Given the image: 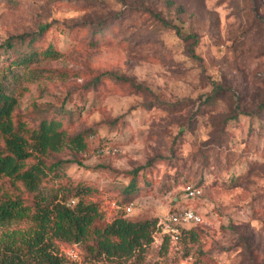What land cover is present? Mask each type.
<instances>
[{"label": "rangeland", "instance_id": "374dc122", "mask_svg": "<svg viewBox=\"0 0 264 264\" xmlns=\"http://www.w3.org/2000/svg\"><path fill=\"white\" fill-rule=\"evenodd\" d=\"M33 39L54 52L18 65ZM9 40L17 47L5 52ZM1 79L29 126L57 118L68 135L86 134L85 152L47 162L92 186L85 200L106 221L124 214L113 204L135 172L153 187L127 218L160 227L185 209L203 217L176 240L160 227L130 258L56 241L60 253L77 249L75 264H264V0H0ZM66 177L50 175L23 199L76 203Z\"/></svg>", "mask_w": 264, "mask_h": 264}, {"label": "trees", "instance_id": "16d2710c", "mask_svg": "<svg viewBox=\"0 0 264 264\" xmlns=\"http://www.w3.org/2000/svg\"><path fill=\"white\" fill-rule=\"evenodd\" d=\"M189 39L196 40V37L190 36ZM19 40L22 44L25 42L23 37ZM34 40L26 45L25 52L15 63L27 64L38 58L41 52L44 55L54 52L52 48L44 51L33 48ZM2 47L7 52L16 50L17 46L9 40ZM105 76L101 75L96 84ZM114 77L117 81H130ZM6 86L1 79L0 227L23 221L29 224L25 230H8L0 236V264H74L61 255L56 241L81 245L95 259L130 258L151 246L155 234L160 231L158 219L132 220L124 213L106 221L99 205L85 200L93 193V187L67 179L60 172L64 161L47 162L48 157L65 149L85 152L88 148L86 134L68 135L63 121L57 118H44L36 126H29L22 115H15L18 100ZM50 175L66 177L71 183L68 194L76 203H69L65 198L51 202L40 198L34 206L26 203L24 194L37 192ZM3 179L9 181L12 191L3 190ZM151 187L152 180L145 177L140 184L138 172H135L125 189L126 199L122 206L144 198V194L147 197Z\"/></svg>", "mask_w": 264, "mask_h": 264}, {"label": "built area", "instance_id": "2783aa9c", "mask_svg": "<svg viewBox=\"0 0 264 264\" xmlns=\"http://www.w3.org/2000/svg\"><path fill=\"white\" fill-rule=\"evenodd\" d=\"M115 151L116 149L113 150V153H115ZM187 190L192 196L196 194V192L193 191L191 187H188ZM138 201L139 200L124 207L118 205L117 203H114L113 205L116 209L123 210L125 214H129L133 212L137 206L140 205V202ZM201 223H203V217L200 214L192 209H185L178 213L172 214L166 220V222L160 224V227L162 229V232L171 240H176L181 235L184 228L189 225H198ZM61 255H63L69 262L74 264L80 261V257L76 248H69L68 250L61 252Z\"/></svg>", "mask_w": 264, "mask_h": 264}]
</instances>
